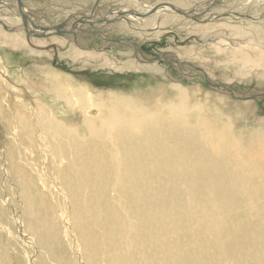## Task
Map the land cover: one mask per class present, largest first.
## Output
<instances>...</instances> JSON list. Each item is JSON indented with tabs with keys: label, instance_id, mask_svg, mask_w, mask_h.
<instances>
[{
	"label": "rangeland",
	"instance_id": "374dc122",
	"mask_svg": "<svg viewBox=\"0 0 264 264\" xmlns=\"http://www.w3.org/2000/svg\"><path fill=\"white\" fill-rule=\"evenodd\" d=\"M24 1L37 17L54 20L58 16L61 21L80 19L86 16L85 10L103 21L110 9L127 2L133 6L132 0H105L98 10L92 9L96 0ZM169 1L176 3L177 0ZM199 1L202 0H183L181 5L193 8ZM248 1L227 0L224 5L239 7ZM2 17L0 29L8 32L10 27ZM173 23L160 26L149 23L145 27L147 33L141 34L104 32L114 41L136 40L138 49L161 61L162 71L135 69L123 62L125 58L121 53L127 52L128 47L112 46L104 50L97 29L89 31L90 34L84 35L87 40L83 38L80 42L86 47H101L99 52L106 53L103 57L94 53L74 55L68 52L70 41L39 42L31 39L24 29L25 43L11 44L0 39V264H39V261L40 264H111L110 242L97 249L94 242L107 237L123 244V251L132 264H264V183L261 181L244 187L235 176H227L220 187L207 190L213 185L199 178L206 175L203 170H200L201 175L189 173L188 181L189 174L177 171L171 174L175 178L149 174L163 169L160 165L154 168L152 163H144V172L135 173L136 177L124 180L123 185H116L117 176L112 174L103 183L101 193L107 201L106 207L101 213L87 212L86 249L71 217L72 200L59 178L67 155L57 150L58 140L51 125L76 133L78 139L89 137L88 123L104 132L109 123L117 119L128 130L131 128L134 135L142 133L134 123L139 121L143 125L148 119L152 127L160 120L171 124L175 130L180 127L174 125L173 109L168 108L186 104L187 118L181 121L186 128L208 139L203 146L218 150L220 142L225 141L229 149L234 146L237 150L235 164L243 166L246 176L253 170L251 177L261 178L258 162L260 152L264 153V77L250 72L251 76L240 77L244 66L240 64L231 65L225 75L213 71V85L203 77L205 75H193L197 74L194 70H188L186 75L182 64L178 67L173 65L172 59L160 56L174 52L179 58L177 46L203 42L186 26ZM101 30L104 31L103 27ZM74 43L76 45V41ZM227 78L232 79L227 81ZM173 82L179 83L182 91L174 88ZM223 85L236 93L224 90ZM105 104L108 105L103 111L100 108ZM56 120L63 125L54 124ZM182 137L167 134L158 145L184 149L177 147L184 143L180 140ZM117 150L110 148L113 171L120 165ZM126 158L131 162L128 164L140 168L139 164L132 163L136 161L132 160L134 157ZM148 175H151L149 182L143 179ZM228 184L231 187H227ZM255 184L259 187L251 190ZM131 188L134 190H129ZM29 192L40 193L44 199L55 231L54 247L64 261L53 257L55 255L39 245L34 237L24 215ZM199 192H205L204 196L196 195ZM211 199H215L214 204L209 206ZM206 202V207L213 210L202 211L200 204ZM100 214L106 226L112 227L110 232L108 228L107 233L102 232L100 226L95 229L93 217L99 219ZM101 234H106L105 238Z\"/></svg>",
	"mask_w": 264,
	"mask_h": 264
},
{
	"label": "bare ground",
	"instance_id": "6f19581e",
	"mask_svg": "<svg viewBox=\"0 0 264 264\" xmlns=\"http://www.w3.org/2000/svg\"><path fill=\"white\" fill-rule=\"evenodd\" d=\"M104 1L105 0L94 1L95 3L92 4L95 7L93 6L94 8L92 9H102L101 6ZM132 1L133 6L128 4V2L126 5L123 3L117 6L116 4L117 7L107 11L109 14L107 13L108 15L103 21L96 19L92 14L90 16V12L86 10L83 12L86 16H81L80 19L73 17L74 19L71 21H68V19L61 21L58 16L54 17V20L46 17H37L35 14L31 13V9L24 0H0V16H3V20L10 27L8 32L4 31L5 33L0 29L2 31L0 34L2 37H0V39L11 44L20 42L25 43L27 38L24 32L25 30L29 33L31 39H35L39 42L49 40L63 43L65 41H70L69 50H67L74 55L77 53H86V56H88L94 53V56L99 55L101 57L106 55L104 52L100 53L102 51V46L105 47L104 50H106V48H112V46L114 48L124 46L126 49L127 47L129 48L127 52L121 53L122 56L124 55L125 59L123 62L126 64L133 65L135 69L146 68L152 71H162L160 66L161 61L146 55L140 48L138 49L136 40L128 38V41L120 39L114 41L104 32L108 31L109 33V30H114V32L123 31L125 33L133 32L141 34L147 33L145 27L149 25V23L151 24L154 22L157 26L158 24L160 26L174 22L176 26H180L181 24L186 26L190 33L198 35L203 42L198 43L193 41L190 45L185 47L175 46L179 58L173 54L174 52L169 55H159L160 58L165 60L172 59L173 65H177L178 67L179 64H182L186 75L189 73L188 70H194L197 74L193 75H205L203 77L207 78L209 83L213 85V71L218 70L220 75H225L231 65L240 64L244 65L243 70L239 73L240 77L243 76L246 78L251 75L264 77V0H249L244 3V6H231L230 8L224 5L227 0H202L193 8H189L187 5H181L183 0H177L176 3L169 0L160 1L161 3L157 1ZM81 4L82 3H80V5ZM198 8L205 10L207 13H202ZM98 13H100V11H98ZM154 26L155 25L152 27ZM71 27L77 28L71 29ZM102 27L104 31L101 30ZM132 27H136L139 30H133ZM94 29L100 31L97 34H100L101 37V47H86L81 45L83 41H80L84 38V35L90 34L89 31ZM46 35H51L53 37L49 39L42 38L47 37ZM206 37L211 40H205ZM71 39L76 41V45ZM120 51L121 49L119 52ZM249 72L251 75H249ZM253 72L255 74H253ZM227 79V81H229L232 78ZM171 85L179 92L182 91V87L179 83L173 82ZM223 88L224 90L230 89L229 86L227 87L225 85H223ZM232 92L236 93L235 91ZM235 95L239 96L238 94ZM239 97H243V95ZM107 105L108 104L103 105L100 109L104 111ZM168 109H173L172 114L175 117L174 125L180 127L179 129L172 130L173 126L171 124L160 120H158V125L154 124L152 127V122L148 124L150 121V119H148L143 122V125L139 121L134 123L142 132L141 134H137V136L133 134L131 128L128 130L117 119L113 121V123H109L104 132L102 129L92 127L88 123L87 125L90 130L89 137L86 139H78V136L74 132L64 130L63 128H56L53 125L50 126L55 138L58 140L55 144L57 150L67 155V162L61 166V170L59 169V178L62 185L68 190L69 197L72 200L70 201L72 202L71 217L76 224L80 238L85 243V249L87 212L89 211L92 213L94 211L95 213L96 211H100L101 213L102 209L105 210V203H107V201L103 198L101 189L104 186L103 183L111 174L117 176L118 181L116 185H123L124 180H133L134 177H136L135 173L144 172H142V170H144L142 169L144 163H152L154 168H157L154 165H160L163 170H161V174L158 173L156 169L149 172V174H155L157 176L170 175V178H175V176L171 175L174 174L175 171L179 173H194L201 175L200 170H203L206 175H202L199 178L202 180L206 179L211 185L216 186H211L207 190L220 187V185L224 184L222 183V179H226L227 176H235L238 183H242L244 187L246 185L252 186L259 181L264 183L263 152H260L261 158L258 162L261 178L258 179L256 176L251 177L253 170H250L249 176H246L243 166L235 164L237 150L234 146H231L229 149L225 141L220 142L221 145L218 150L203 146L208 139H206L204 135L184 126L181 120L187 118V109L189 108L186 104H174ZM151 121H154V119ZM54 124L63 125L62 122L58 120H56ZM167 134H177L179 137L183 136L180 140L184 143H179L177 147L184 149L174 150V145H158L159 141L167 138ZM112 147L120 151L119 153L117 152L116 155L118 156V163L120 162L118 170L116 169L118 172L116 173V170L113 171V166L111 165V156L113 152L110 151V148ZM136 149H140L144 155ZM128 155L134 157L132 160L136 161L132 163L139 164L140 168L137 169L136 166L128 164L131 163L126 158ZM123 162L128 165L123 164ZM243 162L244 161L240 164ZM145 170L147 171L146 168ZM190 174L188 175V181H190L189 178H191ZM149 177H151V175L143 179H147L149 182ZM256 184L251 190H255L259 187ZM105 185H107V183H105ZM229 186L228 184L227 187ZM129 190H134V188ZM39 194L40 193L37 192H29L28 195L26 194L24 207L25 218H28L29 227L39 245L46 247L51 254L55 255L53 257H58L57 260L64 261V258H62L63 256L57 255L56 253L54 247L56 245L55 231L54 228L51 227L45 201ZM204 194L205 192L196 193V195L202 197ZM209 194L210 193L206 194L207 200L209 199ZM89 200H92V203H89ZM214 200L215 199L209 200V206L214 204ZM206 204L207 202L200 204V206L203 207L202 211L213 210L207 208ZM194 209L199 210L197 208ZM114 212L112 211V213ZM115 214L116 213H114V215L112 214V216L115 217ZM96 217H93V224L96 226L95 229L97 226H100L102 232L104 230L105 233L107 228L109 229V226H106L107 222L105 218L102 214H100L99 219ZM110 229L108 232H110ZM117 236L118 235H116V237ZM90 240L91 242L93 241L91 238ZM94 242L96 243V249L102 248L107 242H110L109 246H111V251L108 258L111 264H132L127 253L123 251V244L115 240L113 241L108 237L103 241L100 239L98 242L96 239ZM90 249H92V247H90ZM98 252L100 253L101 251ZM47 253L48 251H46V254ZM163 261H165V259H163ZM42 263L44 264V262ZM62 264H64V262Z\"/></svg>",
	"mask_w": 264,
	"mask_h": 264
}]
</instances>
